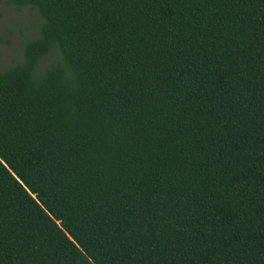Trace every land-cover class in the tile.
Masks as SVG:
<instances>
[{"label": "trees", "instance_id": "trees-1", "mask_svg": "<svg viewBox=\"0 0 264 264\" xmlns=\"http://www.w3.org/2000/svg\"><path fill=\"white\" fill-rule=\"evenodd\" d=\"M0 4V264H264V0Z\"/></svg>", "mask_w": 264, "mask_h": 264}, {"label": "rangeland", "instance_id": "rangeland-1", "mask_svg": "<svg viewBox=\"0 0 264 264\" xmlns=\"http://www.w3.org/2000/svg\"><path fill=\"white\" fill-rule=\"evenodd\" d=\"M40 25L41 19L34 10H16L0 4V70L22 60L24 42L39 37ZM47 62H41V66Z\"/></svg>", "mask_w": 264, "mask_h": 264}]
</instances>
